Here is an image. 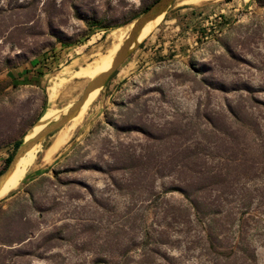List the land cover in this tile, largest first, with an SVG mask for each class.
Here are the masks:
<instances>
[{"label":"rangeland","instance_id":"374dc122","mask_svg":"<svg viewBox=\"0 0 264 264\" xmlns=\"http://www.w3.org/2000/svg\"><path fill=\"white\" fill-rule=\"evenodd\" d=\"M154 1L0 0V170L15 142L49 109L63 110L81 98L90 81L75 77L76 71L105 54L111 33L130 27ZM93 22L107 31L91 29ZM210 122L221 129L258 124L264 130V0L200 6L176 0L101 89L51 162L29 170L0 201V241L8 245H0V264L141 260L145 229L162 226L150 206L164 198L183 201L180 192L160 195L180 184L159 179L172 172L156 164H169L204 142ZM250 138L238 142L254 158ZM146 159L153 164L144 177ZM129 164L137 168L126 169ZM254 185L253 180L241 186L252 192ZM31 234L30 241L11 243ZM191 240L173 234L160 254L172 264H213ZM248 246L246 264H254V247L256 264H264V241L254 243L253 237ZM157 262L168 264L162 257Z\"/></svg>","mask_w":264,"mask_h":264},{"label":"trees","instance_id":"16d2710c","mask_svg":"<svg viewBox=\"0 0 264 264\" xmlns=\"http://www.w3.org/2000/svg\"><path fill=\"white\" fill-rule=\"evenodd\" d=\"M156 1L134 17L133 21ZM96 27L106 28V31L108 29L99 22H93L91 29ZM114 75L115 73L111 79ZM242 125L243 128L221 129L210 122L208 134L206 133L208 138L204 142H196L193 147L187 148L184 153L173 158L169 164L163 161L156 164L162 171L170 168L172 172L168 176L160 174L159 179L171 177L180 184L164 189L160 195L180 192L183 201L170 203L164 198L160 204L150 206L151 211L161 215L162 226L160 225V230L145 229L141 260L132 263L158 264V257H162L168 264H172L170 260L161 256L159 248L169 246L173 234L192 238L190 244L203 250L204 256L212 258L213 264H221L222 261L230 264L228 260L240 264L248 262L250 257L248 241L253 237L254 243L264 241V130L258 124L252 127ZM240 137L250 138L254 144V158L248 157L251 148L244 143L240 144L238 142ZM22 142L23 139L15 142V151L6 158L0 175L9 167ZM224 144L228 146L222 153ZM152 164L153 162L148 159L144 162L143 168L140 164L144 177L148 175V169ZM136 168L137 165L129 164L126 169ZM253 180L255 185L252 192L241 186L242 183H250ZM148 194L150 196V193ZM157 199L160 201L161 198ZM231 206L233 208H229ZM235 215H238V218H234ZM235 224L237 225L234 226ZM249 230L254 231V234L251 235ZM32 237L31 234L25 239L11 243L20 245L27 240L30 241ZM0 245L8 246L2 241ZM124 263H129V260L126 259Z\"/></svg>","mask_w":264,"mask_h":264},{"label":"bare ground","instance_id":"6f19581e","mask_svg":"<svg viewBox=\"0 0 264 264\" xmlns=\"http://www.w3.org/2000/svg\"><path fill=\"white\" fill-rule=\"evenodd\" d=\"M218 0H181V5H192V6H200L204 3L213 2ZM164 15L158 17L156 20L148 23L141 31L139 38L136 42L137 46L139 43L143 42L149 35L150 31L154 26H156L162 19ZM131 25L125 29H117L111 33L112 45L108 49L105 54L100 55L98 58L87 64L85 67L80 68L75 73V77L83 80H93L100 74L108 71L114 61V57L116 53L119 51L121 46L124 44L125 40L128 37L127 30L131 28ZM71 72V71H70ZM69 73V72H68ZM74 77V76H73ZM63 80V79H61ZM70 80V79H69ZM67 80V81H69ZM66 80H63V82ZM66 81V82H67ZM55 84V83H54ZM60 87V86H58ZM50 89V88H49ZM101 89H97L93 91L81 110L78 112L76 116H74L71 121L70 128L65 127L63 130H59L56 132L50 141L47 144H44V141L37 143L31 149L27 151V153L20 159L17 163L16 168L13 173H11L7 179H5L0 185V201L5 199L11 194V190H13L18 184L21 183L25 174L31 170L32 168L42 167L51 162L54 155L60 150V148L67 143L70 139L71 134L74 132L75 128L81 124L85 114L89 110L91 104L96 100L100 93ZM56 97V89L53 88L49 92V100L52 101ZM76 102V101H75ZM52 103V102H51ZM53 104V103H52ZM71 104L68 105L63 110H54L49 109L40 119L38 124L32 129V131L25 137V140H30L34 136H36L47 123L58 119L61 115L65 114ZM52 108V107H51ZM43 152L42 156L40 154ZM1 181V180H0Z\"/></svg>","mask_w":264,"mask_h":264},{"label":"water","instance_id":"95a60500","mask_svg":"<svg viewBox=\"0 0 264 264\" xmlns=\"http://www.w3.org/2000/svg\"><path fill=\"white\" fill-rule=\"evenodd\" d=\"M176 0H158L152 7H150L143 15H141L132 25V30L125 40L124 44L121 46L119 51L114 57L113 64L111 68L90 80L89 84L86 86L81 98L71 105L69 110L61 115L58 119L53 120L46 124V126L33 138L30 140H23L22 144L18 148L15 156L10 163L9 167L4 173L0 175V185L1 183L8 178V176L14 172L17 163L20 159L27 153L37 143L45 141L48 137L52 136L58 132L62 127L71 121V119L78 114L82 106L88 99L89 95L97 90L104 88L113 74L123 65L127 58L132 53L133 49L136 47V42L139 38V35L142 29L150 22L156 20L162 15H166L168 10L172 7Z\"/></svg>","mask_w":264,"mask_h":264},{"label":"crops","instance_id":"0c3cea01","mask_svg":"<svg viewBox=\"0 0 264 264\" xmlns=\"http://www.w3.org/2000/svg\"><path fill=\"white\" fill-rule=\"evenodd\" d=\"M32 63H34V62H32ZM31 65H32V64H31ZM26 67H28V66H26ZM31 73H33V72H30V74H31ZM0 165H1V161H0ZM1 205H2V204H0V207H1ZM3 207H4V206H3Z\"/></svg>","mask_w":264,"mask_h":264}]
</instances>
